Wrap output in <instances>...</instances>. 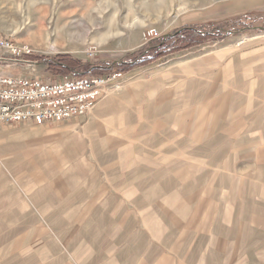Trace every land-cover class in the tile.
<instances>
[{
  "label": "crops",
  "instance_id": "1",
  "mask_svg": "<svg viewBox=\"0 0 264 264\" xmlns=\"http://www.w3.org/2000/svg\"><path fill=\"white\" fill-rule=\"evenodd\" d=\"M131 4L53 0V47L123 59L144 44ZM253 46L134 68L88 115L3 123L0 264H264V60ZM51 143L53 155H32Z\"/></svg>",
  "mask_w": 264,
  "mask_h": 264
},
{
  "label": "rangeland",
  "instance_id": "2",
  "mask_svg": "<svg viewBox=\"0 0 264 264\" xmlns=\"http://www.w3.org/2000/svg\"><path fill=\"white\" fill-rule=\"evenodd\" d=\"M131 1V5L137 11L139 17L144 19L143 21L146 24L142 33L144 42L143 45L149 43L151 40L156 39H150L149 42L144 39V33L151 28L156 29L162 35H164L173 32L177 34L182 29L192 26H196L198 29L202 30H208L210 28L217 27L215 30L222 34L220 39L207 40L200 45L178 52L177 54H197L204 51H211L225 44H232L238 47H242L243 45H254V48L259 49L256 59L264 60V30L252 28L253 26L264 27V0ZM128 5L130 6V3H128ZM223 5L226 6L223 12L217 14L222 16L212 20L211 23H193L183 26V23L188 20V18H194V15L199 16L201 13H205L210 9H221V6ZM235 15L238 16L233 17ZM231 31H234L235 33L231 35ZM0 36L12 38L13 41H15V43L18 45L23 46L26 44L27 46L37 50L38 52L36 54L41 56V59H39L40 61L33 60L34 63H0V71L8 70L14 74H24L26 77L36 75L40 78L48 80V78L51 76L46 69V65L43 63L45 58H50L59 53H64L56 51V49L53 47V0H0ZM242 41L244 42L241 43ZM96 46L97 45L95 44H90V46L85 50V56H87L86 53L90 50L89 48ZM95 56L92 60L94 62H96ZM137 70L140 69H130L129 71H125L126 81L124 82V85L120 89L109 93L103 99L123 90L125 85H127L128 80L131 79ZM257 70L259 72L263 71V69L260 67H257ZM261 77L262 75L259 74L257 77L258 82ZM53 79H56L54 75ZM252 83L253 82L251 80H248L247 86H245L244 89L249 90ZM259 84L264 87V82L262 80ZM206 88V86L201 88V97ZM11 133L12 132L2 133L1 136L8 137ZM5 147L9 151H19L21 148L25 147V144H16L12 142L7 143ZM51 154L53 155L52 143L46 145L43 149L32 153V155L36 156L37 158L47 157ZM261 171L263 170L261 169ZM263 174L264 171L262 172V177H264ZM262 181H264V179H262ZM43 219L49 225L52 232H59L57 229L53 228V219L50 217ZM64 260L65 256L59 261L62 262Z\"/></svg>",
  "mask_w": 264,
  "mask_h": 264
},
{
  "label": "built area",
  "instance_id": "3",
  "mask_svg": "<svg viewBox=\"0 0 264 264\" xmlns=\"http://www.w3.org/2000/svg\"><path fill=\"white\" fill-rule=\"evenodd\" d=\"M161 35L151 28L144 33V39L149 42ZM89 49L86 54L93 60L97 49ZM37 52L26 44H16L10 37L0 36V63H34L28 57ZM125 78V71L118 69L105 74H75L52 80L0 71V126L28 120L41 125L88 115L106 95L120 89Z\"/></svg>",
  "mask_w": 264,
  "mask_h": 264
},
{
  "label": "trees",
  "instance_id": "4",
  "mask_svg": "<svg viewBox=\"0 0 264 264\" xmlns=\"http://www.w3.org/2000/svg\"><path fill=\"white\" fill-rule=\"evenodd\" d=\"M216 28L208 30L198 29L196 26L182 29L179 33L167 37L162 35L155 40L143 45L141 48L130 52L126 57H123V63L112 65L113 60L110 61H88L70 54L59 53L50 58H45L44 64L51 77L56 78L71 75L74 76L76 72H83L85 74H105L111 70L129 71L130 69L149 65L169 56L175 55L178 52L187 50L191 47L200 45L207 40H218L222 35ZM29 60H39L41 56L34 54L28 57ZM40 61V60H39ZM136 61L135 63H133Z\"/></svg>",
  "mask_w": 264,
  "mask_h": 264
},
{
  "label": "water",
  "instance_id": "5",
  "mask_svg": "<svg viewBox=\"0 0 264 264\" xmlns=\"http://www.w3.org/2000/svg\"><path fill=\"white\" fill-rule=\"evenodd\" d=\"M253 29H257V30H264V27H261V26H253L252 27ZM243 30V29H242ZM241 30V31H242ZM235 32L234 31H231L230 32V34L231 35H233ZM175 34V32H173V33H169V34H164V35H162V37H167L168 35L170 36V35H174ZM124 61L122 60V59H118V60H115L114 62H113V64L112 65H117V64H121V63H123ZM136 61H134L133 63H135ZM35 63H37V62H35ZM76 75H83L84 73L83 72H76L75 73Z\"/></svg>",
  "mask_w": 264,
  "mask_h": 264
}]
</instances>
